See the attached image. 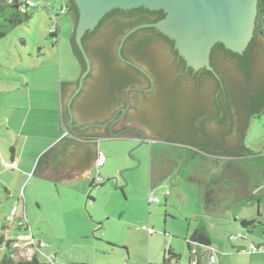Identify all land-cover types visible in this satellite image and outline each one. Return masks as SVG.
<instances>
[{"label": "rangeland", "instance_id": "374dc122", "mask_svg": "<svg viewBox=\"0 0 264 264\" xmlns=\"http://www.w3.org/2000/svg\"><path fill=\"white\" fill-rule=\"evenodd\" d=\"M44 2L30 9L27 22L0 39V115L9 103L19 113L27 90L53 95L59 93L60 81L79 78L81 66L70 41L73 17L68 9L60 12L65 0ZM53 27L59 28L57 39L50 36ZM33 76L42 81L33 84ZM20 123V118L14 119V125ZM4 124L0 125V238L40 243L35 253L41 262L54 256L56 264H164V260L196 264V259L207 264L213 253V264H264V235L250 233L239 223L264 219V111L250 116L243 139L247 154L203 157L184 142L100 136L103 164L68 184L34 174L36 161L27 151L18 152L28 145L27 138L11 134ZM7 138L16 140L9 144L17 148V168L3 166L9 161ZM34 138L29 135V143ZM28 164L29 174L22 168ZM124 182L126 186L118 187ZM205 187L212 192L208 202L202 193ZM13 205L16 216L6 221ZM199 221L210 236L209 249L186 243ZM169 249L177 259L168 255ZM33 250L23 245L16 249V257L28 260ZM3 253L0 245V259Z\"/></svg>", "mask_w": 264, "mask_h": 264}, {"label": "trees", "instance_id": "16d2710c", "mask_svg": "<svg viewBox=\"0 0 264 264\" xmlns=\"http://www.w3.org/2000/svg\"><path fill=\"white\" fill-rule=\"evenodd\" d=\"M65 7L73 17L72 20L74 27L76 19L78 18L77 7L75 6L73 0H67ZM30 9L33 8H22L17 1L10 2L8 0H0V39L6 36L8 30L17 25L27 22L30 18ZM55 17L57 22L59 15L56 14ZM163 17L164 13L162 12V10L149 11L144 7H138L131 10L114 9L106 13V15L99 21L98 25L93 30L85 32L81 40L85 50L87 51V54L88 52H90L86 44L87 38L93 34L100 33L93 45L92 53L94 57H92L99 63L101 67L99 76V79L101 80V88H103L104 86H107V88L114 87L116 90L123 92L126 88H133L144 81L136 75L138 73V69L135 66L130 65V63L128 62L125 63V61L120 60V58L116 54L117 45L121 36H123L127 30H130L138 24L150 23L153 21H157ZM254 25L253 37L249 41L245 51H243L242 54L228 50L221 43H216L212 48V51L222 50L228 57L237 61V73H235L234 71H228L222 66H219L217 64V61L213 62V60L211 59V66L216 71L215 73L217 76L213 75L210 70L203 68L206 75L214 77V81H216L218 77L224 79L225 86H230L228 83L229 81H227L228 77L235 78L238 76L239 78H241H236L237 80H240L239 82H237V80H234L233 82L231 81L232 83L230 82L231 89L240 86V96L239 94L237 95L240 98H237L236 95H234V90L230 91V93L228 94L229 103L233 102L236 105L243 104L241 113L243 112L244 121L242 122L241 120V122L238 124L236 147L233 148L225 147L224 145V142L230 138L229 133H227L226 131L225 125V119L229 118V114H227V116L225 115L224 118H221V121H219L218 125L214 126L217 128V136L213 137V135H209L208 132H205V128H203V122H205L204 120L198 122V116H193V114L190 113L188 107L180 109V104L183 102V100L177 96H174V88L172 90L171 88L169 89L170 84L179 83L177 79L174 80L170 78L173 76L171 75L173 73L171 71H173V68H190V70H193V68L187 67L185 61L180 56H178V51L175 47H173L172 40L168 39L167 36L153 27H143L133 32L129 37H126L124 43L140 32H145L147 35L146 37L144 36L140 38L129 51L124 48V45L121 47L120 54L124 59L132 60V62L134 63L143 65L144 67L148 68V71H150L155 76H157L160 71L165 72L168 70L169 74L166 73V75L169 76L170 79L166 81L168 87L166 86L165 91H163L165 95L163 97H156H160L161 103H164V114L168 118L169 123L172 124L173 121H176L174 120L175 118L178 119L182 117L185 120L184 122L189 127V135L193 137V140L188 141L189 143H186V145L192 146L197 150L196 153L200 154L203 157L206 155L213 157H233L240 154L243 155V152L245 151L243 147V139L245 136V129L249 123V118L253 114L260 115L264 111V70L260 71L256 68L257 58L259 56L260 58L264 57V0H258L257 15ZM57 35L58 27L55 28L54 33H50V36L56 39ZM73 35L74 30L70 35L72 54L77 58L81 66V73L86 66L80 54L78 46L74 41ZM156 81L164 82L162 78L156 79ZM76 83H78V78L76 80ZM218 84L219 83L217 82L215 83V85ZM64 92L65 89L62 88V94H64ZM150 99L156 100L152 97H150ZM212 103H215V100H212ZM63 109L64 114L66 115V106ZM179 109L183 111L177 112V110ZM90 115L91 114L88 112L86 116L89 117ZM105 135L110 136L109 132ZM170 139L171 138L166 137L163 138V141H170ZM52 149L53 148H50L40 154L36 162V166L33 169L34 174H39L41 172L42 168L49 159ZM202 189V193L205 198L204 201L208 202L209 196L212 192L210 189H208V187ZM202 206L204 210L209 212V210H207V203H204ZM239 223L242 228L250 233H259L261 235H264V219L262 221L257 219H242ZM186 243L189 247L190 244L196 243L206 246L207 249L210 248V236L208 234L206 226L202 221H199L197 223L196 227L188 237ZM33 244L37 249L33 250L34 253L32 254L30 259L23 260L16 257L15 251L17 248H21L23 247V245H31L33 247ZM33 244L31 242L24 241L19 243L11 239H4L3 237H1L0 245H4V253L2 255V258L0 259V264H56L53 259L55 258L54 256H52L50 262H41L35 253L38 248H40V243H38V245L35 243ZM168 255H170V257H173L174 259L178 258V255H175L173 252H171L170 249L168 250ZM164 264H168V262L164 260ZM196 264H200V261L198 259H196Z\"/></svg>", "mask_w": 264, "mask_h": 264}, {"label": "water", "instance_id": "95a60500", "mask_svg": "<svg viewBox=\"0 0 264 264\" xmlns=\"http://www.w3.org/2000/svg\"><path fill=\"white\" fill-rule=\"evenodd\" d=\"M73 1L78 10V18L73 27V37L86 67L80 73L78 85H76L73 91L72 89L76 83H63L62 85V88L65 89L63 94V108L66 106L67 109V114H64V120L66 125L68 122L69 127L74 125L72 124L73 113L71 102H73L75 95L79 92L81 85H83V80L89 69H91V61L82 44L81 38L86 31L93 30L109 11L114 9L131 10L144 7L149 11L162 10L165 14L163 19L161 18L151 23L138 24L130 30H127L124 35L121 36L116 53L120 60L125 61L120 54L121 46L125 38L129 37L140 28L153 27L173 41V45L178 51V56L185 61L187 67H191L195 71L206 68L210 70L213 75H216V71L210 63L212 48L216 43H221L228 50L242 54L253 37L258 7V0ZM256 68L260 71L264 70V57L260 58L259 56L257 58ZM182 90L184 93L181 92L180 94V98L183 100L180 104V109L188 107L193 99L185 92V89ZM152 101L153 100L149 98L147 103H145L146 107H144L143 111L144 120H141L139 123L134 122L135 127L142 129V131L146 133V137H157L159 139L169 137L171 138L170 140L184 143H189L188 141L193 140V137L189 135L190 133L188 132L189 127L182 117L178 119L175 118L174 120L176 121H173L172 124L169 123L168 118L164 114V103L160 104V101H154V104H152ZM180 109L177 110V112L183 111ZM104 125L105 124H99L95 126L103 127ZM207 129L210 133L209 135H213V137L217 136L216 127L211 125ZM82 130L83 128L75 130L78 131V133L70 130L72 133L70 139L62 141L51 151L49 159L44 167L54 165L58 167L59 170L75 172L85 168L93 159L95 149L92 146H79L76 137H98L108 135H93L92 131L83 132ZM109 131L111 137H117L120 134V132L113 133L111 125L109 126ZM150 131H157L158 134H152ZM236 136V133L231 134L230 138L224 142L225 147H236ZM141 140L144 142L143 137H141ZM243 154H247V152L244 151ZM122 170L119 171V175L121 176ZM123 186H126L125 182L118 187Z\"/></svg>", "mask_w": 264, "mask_h": 264}, {"label": "flooded vegetation", "instance_id": "af4514ba", "mask_svg": "<svg viewBox=\"0 0 264 264\" xmlns=\"http://www.w3.org/2000/svg\"><path fill=\"white\" fill-rule=\"evenodd\" d=\"M99 34L100 33L93 34L86 40L87 47L90 51L88 52V56L91 61V69H89L87 75L85 76L83 85H81L79 92L75 95L73 102H71V109L73 113L72 124L74 125L69 127L67 122V127L70 130L75 131L83 128V132L92 131L93 135H105L109 132V137H111V133L109 131V126L111 125L113 133L120 132L117 137L133 135L137 138L143 137L144 139L146 137V133L143 132L142 129L135 127L134 122L139 123L141 120H144L143 111L144 107H146L145 103H147L150 97H154V99H156L152 101V104H154V101H160L161 104L160 97L165 95L163 91H165V87L167 86L166 81L172 78L174 80L177 79L179 83L170 84L169 89L171 88L172 90L174 88L173 94L179 98L181 92L184 93L182 89H185V92L193 98L191 104L188 106L189 111L193 114V116H198V122L203 120L205 121L203 122L205 132H208L207 128L211 125L217 126L219 121H221V118H224L225 115L227 116V114H229V118L225 119L226 131L229 133V136L233 133H236L237 135L238 124L241 120L242 122L244 121L243 112L241 113L243 104L236 105L233 102L229 103L228 94L230 91L234 90V95H236L237 98H240L237 96L241 89L240 86L231 89L230 82L241 78L238 76V78L228 77L227 81H229L228 83L230 86H225L224 79L218 77V79L214 81V77L212 76V78L210 75H206L203 68L197 71L194 69L190 70V68H173V71H171L173 72L171 74L173 76L170 78L166 75V73L169 74L168 70L165 72L160 71L158 75L155 76L143 65L134 63L132 60L125 59V63L128 61L130 65H133L138 69V73L136 75L145 82L143 81L133 88H126L123 92L116 90L114 87L107 88V86H104L101 88V80L99 79L101 67L93 58L94 56L92 53L93 45ZM144 36H147L145 32L137 33L125 43L123 42L124 44H122V46L124 45V48L129 51L133 45ZM210 59L213 60V62L217 61L219 66H222L228 71H234L235 73L238 71V62L228 57L222 50L211 51ZM159 78H162L164 82L156 81V79ZM239 81L240 80H237V82ZM216 82L219 84L215 85ZM76 85H78V83L74 85L72 91L76 88ZM156 96L160 97L157 98ZM212 100H215V103H212ZM88 112L91 114L89 117L86 116ZM99 124L105 125L103 127L95 126ZM75 132L78 133V131ZM150 133L158 134L157 131H150Z\"/></svg>", "mask_w": 264, "mask_h": 264}, {"label": "crops", "instance_id": "0c3cea01", "mask_svg": "<svg viewBox=\"0 0 264 264\" xmlns=\"http://www.w3.org/2000/svg\"><path fill=\"white\" fill-rule=\"evenodd\" d=\"M66 2L67 0H65V3ZM41 81H42L41 78L37 76H33V84L40 83ZM53 83H54L53 86L56 89L57 82L56 83L53 82ZM64 83H76V81H66ZM62 85L63 82L60 81L58 85L59 93L56 92L53 95H47L43 91L27 90L28 97L26 98L25 105H19L20 107L19 113L16 112L17 108H15V105L13 103L7 104L6 106L7 111L1 112L0 125L1 123H5L4 127L11 134L17 133L20 134V136L24 134V138H27L26 143L25 141L23 143H25V145L26 144L28 145H26V147L24 148L19 149L18 152L21 154L24 151H27L28 157L29 159H31V161L37 162L40 154H42L43 152L47 151L50 148L54 149L62 141L69 140L70 135H72L64 120V113H63L64 98L62 94ZM14 111L15 114H13ZM17 114H19V116H16ZM18 118L21 119V123L19 127L14 125V119L16 121ZM24 125L26 126V131H24ZM29 135L35 136V138L32 139L31 143H29ZM99 137L100 136L76 137L79 146H83V147L92 146L95 149V152L93 154V159L85 168L76 172L63 171V170H59V168L54 165H50L47 167H43L41 172L39 173V176L42 177V179H48L53 182H58L63 184L71 183L75 179L77 180L79 178H85L90 174L91 169H93L97 165V154L100 153V151L98 150V143H97V138ZM101 137L105 138L107 136H101ZM6 140L8 141V145H9V161L10 160L16 161L15 158L17 157V148L9 144V142L11 141L15 142L16 140L14 138H7ZM36 162H35V166H36ZM35 166L32 167V172ZM22 168L24 170H27L28 174L31 172L30 164Z\"/></svg>", "mask_w": 264, "mask_h": 264}, {"label": "built area", "instance_id": "2783aa9c", "mask_svg": "<svg viewBox=\"0 0 264 264\" xmlns=\"http://www.w3.org/2000/svg\"><path fill=\"white\" fill-rule=\"evenodd\" d=\"M8 1H17L19 2V4L21 5L22 8H35L36 6L40 5V4H45V0H8ZM66 11V7L63 5L61 6L60 8V12L62 14H64ZM54 16V19L56 21V17L55 15ZM55 28L56 27H53L51 30H50V33H54L55 32ZM104 161V155L102 153H98L97 154V163L99 165H102ZM3 166L5 168H17V163L15 161H4L3 162ZM99 181H101V178L99 177L98 178ZM155 200H157V198H154ZM16 211H17V207L15 205L12 206L9 214L5 217L6 221H13L14 217L16 216ZM18 225L19 226H22V221L19 220L18 221ZM149 232H151L149 230ZM238 236H240V233L238 234ZM230 238H234V236H230ZM32 244L34 243L33 241L31 242ZM41 246V245H40ZM33 247L36 248V246H34L33 244ZM254 247V246H253ZM37 249V248H36ZM39 249V248H38ZM215 261V257H214V254L213 253H210V255H208V264H213ZM65 264H68V263H65Z\"/></svg>", "mask_w": 264, "mask_h": 264}]
</instances>
